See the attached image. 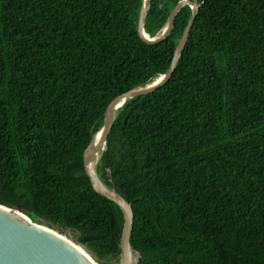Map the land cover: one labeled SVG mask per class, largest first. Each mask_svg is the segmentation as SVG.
<instances>
[{"label":"trees","instance_id":"obj_1","mask_svg":"<svg viewBox=\"0 0 264 264\" xmlns=\"http://www.w3.org/2000/svg\"><path fill=\"white\" fill-rule=\"evenodd\" d=\"M179 1L151 0L150 38ZM196 1L171 79L117 110L96 171L132 206L137 264H264V0ZM142 6L0 0V205L98 264L120 258L124 216L84 151L115 97L168 71L192 17L184 6L148 45Z\"/></svg>","mask_w":264,"mask_h":264},{"label":"water","instance_id":"obj_2","mask_svg":"<svg viewBox=\"0 0 264 264\" xmlns=\"http://www.w3.org/2000/svg\"><path fill=\"white\" fill-rule=\"evenodd\" d=\"M192 10L181 39L176 47L168 71L149 85L138 87L115 97L107 106L103 126L96 133L83 154L84 171L92 188L100 196L115 203L123 213L124 226L120 239V264H137L139 254L131 247V236L134 226V213L128 203L113 186L108 188L100 179L96 166L106 150L107 137L114 124L117 110L127 101L151 94L171 79L183 54L190 31L196 19L199 5L196 0H181L169 15L161 34L150 38L145 33V22L151 8V0H143L138 33L148 45H158L171 34L177 14L184 6ZM0 264H93L77 250L64 236L52 229L33 223L20 208L11 209L0 205Z\"/></svg>","mask_w":264,"mask_h":264},{"label":"rangeland","instance_id":"obj_3","mask_svg":"<svg viewBox=\"0 0 264 264\" xmlns=\"http://www.w3.org/2000/svg\"><path fill=\"white\" fill-rule=\"evenodd\" d=\"M58 231H61L64 235H62V234H60L58 231H56V230H53V231H55V232H57L58 234H60V235H62V236H64L68 241H70V242H72V243H74L75 245H77V246H79L78 244H76L70 237V235L66 232V231H64V230H61V228H58L57 229ZM66 234V235H65ZM68 235V236H67ZM70 236V237H69ZM73 237V236H72ZM80 248H81V250H83V252L86 254V256H88L92 261H93V263H95V264H98L81 246H79ZM106 264H120V258L119 259H117V260H110V261H108Z\"/></svg>","mask_w":264,"mask_h":264},{"label":"bare ground","instance_id":"obj_4","mask_svg":"<svg viewBox=\"0 0 264 264\" xmlns=\"http://www.w3.org/2000/svg\"><path fill=\"white\" fill-rule=\"evenodd\" d=\"M70 242V241H69ZM77 250H79L89 261H91L93 263V261L88 257L86 256V254L83 252V250H81V248L77 245H75L74 243L70 242ZM95 264V263H93Z\"/></svg>","mask_w":264,"mask_h":264}]
</instances>
